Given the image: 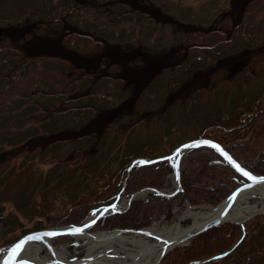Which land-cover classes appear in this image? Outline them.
I'll return each instance as SVG.
<instances>
[{
  "label": "trees",
  "instance_id": "trees-1",
  "mask_svg": "<svg viewBox=\"0 0 264 264\" xmlns=\"http://www.w3.org/2000/svg\"><path fill=\"white\" fill-rule=\"evenodd\" d=\"M245 1L241 19H225L220 30L211 25L215 13L179 0H0V152L40 134L81 130L97 112L119 110L97 132L50 140L19 162L0 161V245L30 230L79 222L91 207L110 201L124 179V192L146 184L159 188L165 160L127 169L135 157L165 154L146 149L156 138L178 135L175 141L182 137L178 141L183 142L202 135L231 150L244 147L247 136L264 137V79L254 80L247 69L252 62L228 81L216 78L212 87L167 103L168 94L193 71L264 45V0ZM153 11L175 21L162 22ZM13 25H24L26 35L55 37L68 55L23 52L7 34ZM108 45L125 52L176 50L177 58L135 89L107 59L103 50ZM72 51L97 56L98 62L76 65ZM262 57L263 51L252 59L261 64ZM252 68L263 72L261 65ZM35 156H47L50 166L38 168L30 160ZM257 165L251 168L264 172ZM141 168H148L144 177ZM227 169L206 163L192 172L182 159L180 182L189 201L216 202L226 196L234 187ZM155 202L136 198L97 224L143 227ZM59 205L66 217L54 213ZM241 235L227 255L215 256ZM158 264H264V217L248 218L244 233L239 224L212 226Z\"/></svg>",
  "mask_w": 264,
  "mask_h": 264
},
{
  "label": "rangeland",
  "instance_id": "rangeland-1",
  "mask_svg": "<svg viewBox=\"0 0 264 264\" xmlns=\"http://www.w3.org/2000/svg\"><path fill=\"white\" fill-rule=\"evenodd\" d=\"M179 1L182 4L191 5L195 10L198 9L199 5L200 6L204 5L206 7L207 12L210 11L211 14L215 13L214 16L210 17L211 25H213V27L215 26L217 28H220V30H224L223 22L225 21V19H228L230 22L239 21L241 19L245 6L244 4L246 2L245 0H179ZM154 13L155 11H153L152 14L155 15L156 18L162 20V22L175 21L173 16H167L159 12L157 14ZM202 16H204V14ZM170 25L176 27V29L178 30L180 29L179 25H177L176 23H170ZM192 27H197V26L193 25ZM24 29H25L24 25H13L9 27V29L7 30V34L11 42L17 43L23 52L32 53V54H55L61 56L68 55V53L65 52V50L62 48V46L56 40L55 37L54 39L53 37H47L45 35H35V34L26 35V33H24ZM138 50L139 51L125 52L124 49L119 45L118 46L108 45L103 50L104 54L107 56V59L109 61L116 62L117 70L120 73V75L124 78L125 82L128 84L129 83L133 84L135 86V89L141 88L142 84H144L146 81L151 79V77L154 76L156 73L160 72L168 63L171 62V60L174 61L177 58L176 50H169V51L167 50L166 53L164 54L154 51H142L141 49ZM261 51H263V57L261 59L262 62L261 64H257V62H254L252 58ZM70 58L76 65L83 64V65L93 66L94 64H96V62H98L96 61L98 58L97 56L83 55L79 52H73V51L71 52ZM250 62H252L251 65L253 67L259 68L260 65L261 67H263V72L261 73H255V70L252 68V66L247 68L250 72L254 73V80L263 81L264 45H262L261 48L257 47V48L245 49L237 53L228 55L226 57L215 59L214 61L207 63L203 67L193 71V73H191L189 77L180 81L174 87L173 91H171V93L168 94L167 103H170L171 101L176 99L185 98L186 96L189 95V93L193 89L201 88V87L202 88L212 87L214 82L216 81L215 80L216 78H218V80L221 79L222 81H228L232 79L234 75L242 72V70H245V66H248ZM118 111L119 110L116 109V110H109V112H105V111L97 112L81 130H65L53 135L40 134L28 138L27 140H24L19 144L6 146L3 149V151L0 152V161L19 162L22 158H24L27 155L29 156L32 152H34L36 147L42 148L50 140L58 139V138L59 139L71 138L81 132H87V131L97 132V130L100 129L101 126H103V124L106 121H108V119H110ZM176 136L173 137L172 135H170L169 137L162 136L160 139L156 138V141H153L145 145L147 146L146 149L149 151L150 149H152V151L167 154V152H170L175 146L178 145V143L182 142V141L181 142L178 141L181 140L182 137H180V139L175 141ZM192 138L195 137H190V138L185 137L183 138V141ZM242 141L244 142L245 145L244 147L236 146L233 147V149H231L230 151L233 152L237 158H239L242 162L246 163L249 167L258 164L257 165L258 168H264V137L250 139L249 136H247ZM216 157L217 155L213 151L204 150V149L196 150L184 156L183 164L187 166L192 172H196L198 171L199 165H204L209 159ZM45 159H48L47 156H45V158L35 156L30 160L34 162L35 166H37L42 170H45L47 167L50 166V163L48 161H45ZM146 169L148 168H141L139 170L140 173L139 175H142V177H144L143 171ZM227 170H228L227 174L229 177V175L233 174V172L229 169ZM103 178L105 180L106 177ZM230 183L232 186L236 185L234 181L233 182L231 181ZM169 184H170V177L164 171L163 182L159 188H165V187L167 188ZM144 186H150V185L146 184V185L138 186L132 190H128L127 192L134 191ZM140 199L149 200V201H155V200L158 201L157 196H147ZM187 200L192 205L215 204L219 201L218 200L216 202L191 203L188 197ZM254 201L256 200L253 199L249 201L251 207ZM171 202H172V208L174 207L172 211H169V206L167 202L165 201H159L158 203L155 202V204L152 205L153 213L152 216L150 217V221L147 225L143 227L149 226L151 228L155 227L157 229H160L161 226L167 227L174 220H176V218L181 214V212L184 210V206L186 205L177 207L179 202L178 197L174 199L172 198ZM66 211L62 210L61 205H59L58 208L54 210V213L56 214L58 213V215L60 214L61 217L62 216L66 217L67 216V214H65ZM168 214L169 216L167 218ZM243 215L244 213L240 212V216H238V218L242 217ZM255 215H261L264 217V213H258ZM84 217H82V219L79 220V222H81ZM66 221L67 220L62 222H66ZM225 223H229L231 225L237 224L231 222H225ZM116 227L119 226L116 225L114 227H109L107 224L104 225L96 224L94 230L105 231ZM120 228H124V227H120ZM142 238L145 239V237ZM68 239L69 238L67 237H61L56 241V244L67 243ZM220 245H222V243ZM181 246L174 247L169 252H172V250H174L175 248H179ZM69 250H70L69 255L73 254V247L69 248ZM116 258L118 260H123V261L130 260L129 258L122 257L120 255Z\"/></svg>",
  "mask_w": 264,
  "mask_h": 264
},
{
  "label": "water",
  "instance_id": "water-1",
  "mask_svg": "<svg viewBox=\"0 0 264 264\" xmlns=\"http://www.w3.org/2000/svg\"><path fill=\"white\" fill-rule=\"evenodd\" d=\"M200 140H208L212 143L219 145L223 151L229 154L234 163L239 164L244 170L250 172L256 177H264V173L254 171L246 163L242 162L239 158H237L233 152L225 148L218 141L200 135L195 138L181 142L165 155L158 156L155 158L135 157L131 160L127 168L128 170H130L134 166L137 167L140 165H144L140 164V161H146L149 163L145 164H151L159 160H166L165 172L170 177V185L167 188L144 186L134 191L121 194L124 187L121 186V188L114 194V198L110 203L100 204L96 207L91 208L81 223L70 222L61 225L31 230L20 235L18 238L11 242L0 245V249L10 250L16 244H21L20 250H18V252L11 257V261L13 262V264H19L20 260L26 261L27 264H134V261H138V259L146 251L156 250V255L154 256L150 264H158L159 261L165 256V254L169 252L172 248L189 243L190 240L194 238L198 233L212 226H216L225 222H231L239 224L243 229L244 222L248 218L258 213H264V183H254L253 181L248 180L234 167H232L226 161V159L221 156L220 153L215 149H212L210 147H199L195 149L183 148V145L185 144H192ZM204 148L213 150L218 155V157L211 159L206 163L220 162L228 166L235 173L230 174L229 176L237 182V185L226 196H224L215 204L192 205L188 202L185 191L180 182V162L186 152ZM178 149L180 150L179 152H177ZM125 180L126 179H124L123 185L125 183ZM246 184H252L253 186L250 188H246ZM238 189L241 191L238 192L234 200L230 201L228 198ZM175 194L179 195V202L177 207H180L182 205L186 206H184V210L176 218V220H174L167 227L173 226L176 221H178V223L180 224L186 222L188 220V217H186L185 215L187 213L188 208L199 210L202 212V214L199 216L200 218L190 220L187 226H185L179 232L174 233L173 235H159L153 232L149 226L141 228L116 227L105 231L90 230V228L96 223L95 222L93 224L92 220L97 221L100 217H102L99 215V213L93 215L94 210L103 208L110 209V206L112 204H116V211L109 210L103 215L105 216L107 214L121 212L125 210L130 205L133 199L143 198L147 196H157L159 201L167 202L169 206V211H172L174 207L172 208L171 198ZM253 199L256 200L255 206H250L246 208V201H251ZM230 212L235 213L237 216L233 215V217H230ZM240 212L244 213V215L238 218V216H240ZM168 216L169 214L167 215V218ZM217 221H219V223H216ZM84 224H90L91 226L85 228L83 232L79 234H64L66 233V230L68 228L73 226L83 227ZM45 232H57L62 234L56 236H45ZM62 235H66L69 237L68 242L54 244L53 240ZM28 237L32 238L28 239ZM142 237H145V244H141L140 242H138V239H143ZM87 238L99 242V244L96 245L95 249L88 250V248H84V243H86ZM119 239L127 241L128 245H125L126 248L133 249L135 252H123L120 248V244L116 242ZM240 240L241 238H239L230 248L221 253H218L215 256H222L224 255V253H228L239 243ZM62 244L66 245L69 248L73 247V254L64 257L58 252H56L55 247H58ZM26 248H28V250H26ZM32 248L34 249V255L28 253V251H30ZM119 255L131 259V262H124L118 260L116 257H118ZM8 258L9 257L7 251L3 254H0V264H2V262Z\"/></svg>",
  "mask_w": 264,
  "mask_h": 264
},
{
  "label": "snow or ice",
  "instance_id": "snow-or-ice-1",
  "mask_svg": "<svg viewBox=\"0 0 264 264\" xmlns=\"http://www.w3.org/2000/svg\"><path fill=\"white\" fill-rule=\"evenodd\" d=\"M199 147H210L212 149H215L216 151H218L220 153L221 156H223L226 161L232 166L234 167L238 172H240L244 177H246L248 180L253 181L254 183H264V177H256L253 174H251L250 172L244 170L239 164L234 163L232 158L229 156L228 153H226L225 151H223L219 145L212 143L211 141L208 140H200L197 142H194L192 144H185L183 145L184 149H195V148H199ZM180 150L178 149L177 152H179ZM140 164H145V163H149L146 161H140ZM252 184H246L245 187L246 188H250L252 187ZM241 190H237L236 192H234L228 199L234 200L238 194V192ZM231 206V205H229ZM117 209V205L116 204H112L109 208H103V209H97L94 210L93 215H96L97 213H99L100 216H103L105 213H107L109 210L111 211H116ZM96 221L92 220V223L94 224ZM216 223H219V221H217ZM90 224H84L83 227H70L66 230V233L64 234H69V235H75V234H79L81 232H83V230L85 228L90 227ZM62 233H57V232H45L44 235L45 236H56V235H60ZM32 237H28V239H31ZM167 243V242H165ZM21 248V244H16L13 248H11L10 250H5V249H0V254H3L7 251L8 254V259H5L2 264H13V262L11 261V257L16 254L18 252V250H20ZM228 253H224V255H227ZM216 259V258H213ZM19 264H27L26 261L24 260H20Z\"/></svg>",
  "mask_w": 264,
  "mask_h": 264
},
{
  "label": "bare ground",
  "instance_id": "bare-ground-1",
  "mask_svg": "<svg viewBox=\"0 0 264 264\" xmlns=\"http://www.w3.org/2000/svg\"><path fill=\"white\" fill-rule=\"evenodd\" d=\"M170 185V184H169ZM169 190V189H168ZM255 204H256V201H254V203H252V206H255ZM245 206H246V208H248V207H250L251 206V204H250V202L249 201H246V204H245ZM263 209H264V205H263ZM233 212H230V217H233V215L234 216H237L235 213H233ZM202 214V212L201 211H199V210H194V209H192V208H188L187 209V213H186V217H188V220L186 221V222H184V223H182V224H180V223H178V221H176L174 224H173V226H171V227H164V226H161V228L160 229H157V228H155V227H153V228H151L150 227V229L153 231V232H155V233H157V234H159V235H162V236H170V235H173L174 233H176V232H179L180 230H182L185 226H187V224H188V222L190 221V220H195V219H198V218H200L199 216ZM87 241H86V243H84V248H88V250L89 249H95L96 248V245L97 244H99V242L98 241H94V240H92V239H86ZM118 244H120V248H121V250L123 251H125V253H134L135 251L133 250V249H128V248H126V246L125 245H128V242L127 241H125V240H121V239H119V240H117L116 241ZM138 242H140L141 244H145L146 243V241L144 240V239H138ZM105 244H107V243H105ZM26 250H28V248H26ZM55 250H56V252H58L60 255H62V256H64V257H67V256H70L69 255V252H70V250H69V247H67L66 245H60V246H58V247H55ZM34 249L32 248L30 251H28V253L29 254H33L34 255ZM123 251V252H124ZM156 255V250L154 251V250H152V251H146L139 259H138V261H134V264H150L151 262H152V260H153V258H154V256ZM120 261H123V260H120ZM124 262H131V259L128 261H126V260H124Z\"/></svg>",
  "mask_w": 264,
  "mask_h": 264
}]
</instances>
